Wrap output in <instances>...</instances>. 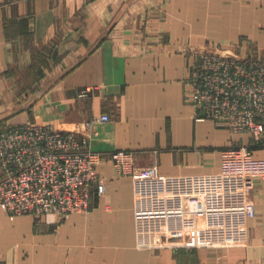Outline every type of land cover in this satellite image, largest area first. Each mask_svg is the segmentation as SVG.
Segmentation results:
<instances>
[{"label":"crops","instance_id":"1","mask_svg":"<svg viewBox=\"0 0 264 264\" xmlns=\"http://www.w3.org/2000/svg\"><path fill=\"white\" fill-rule=\"evenodd\" d=\"M206 48L264 57V0H0V127L73 131L164 176L216 173L231 147L264 160V139L199 120L188 104L190 67ZM98 174L104 191L88 214L37 222L0 209V264H264V178L249 194L246 247L145 249L131 179L105 160Z\"/></svg>","mask_w":264,"mask_h":264},{"label":"built area","instance_id":"2","mask_svg":"<svg viewBox=\"0 0 264 264\" xmlns=\"http://www.w3.org/2000/svg\"><path fill=\"white\" fill-rule=\"evenodd\" d=\"M11 4L23 0H7ZM186 100L199 120L231 133L264 139V57L195 54ZM82 93V95H84ZM102 115L98 121L108 122ZM113 164L131 179L133 220L139 248L170 244L174 249L246 247L248 221L255 216L249 194L264 178V160L247 146L220 153L213 174L164 176L156 164L140 167L130 151H93L73 131L25 123L0 127V209L10 218L43 215L61 219L88 214L104 182L98 167Z\"/></svg>","mask_w":264,"mask_h":264},{"label":"rangeland","instance_id":"3","mask_svg":"<svg viewBox=\"0 0 264 264\" xmlns=\"http://www.w3.org/2000/svg\"><path fill=\"white\" fill-rule=\"evenodd\" d=\"M207 50H212V49H210V48H206ZM219 54H221V55H224V54H228V55H234L235 53H231V51L229 52V51H226V52H224V51H222V52H218ZM249 135V134H248Z\"/></svg>","mask_w":264,"mask_h":264}]
</instances>
